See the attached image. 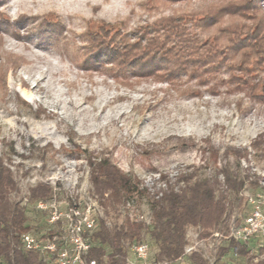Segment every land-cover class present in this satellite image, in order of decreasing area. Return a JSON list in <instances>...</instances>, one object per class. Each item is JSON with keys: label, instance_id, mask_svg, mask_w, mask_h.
Listing matches in <instances>:
<instances>
[{"label": "rangeland", "instance_id": "rangeland-1", "mask_svg": "<svg viewBox=\"0 0 264 264\" xmlns=\"http://www.w3.org/2000/svg\"><path fill=\"white\" fill-rule=\"evenodd\" d=\"M227 1L0 0V159L17 183L12 200L25 205L30 188L44 183L52 187L47 202L58 213L94 204L98 219L110 226L125 216L150 222L146 198L117 207L101 204L91 179L96 162L107 158L152 189L160 186L161 175L173 179L178 172H195L197 179L205 178L227 165L250 176L238 195L228 196L229 228L241 221L251 209L249 196L264 195L251 183L264 188V70L252 73L260 84L250 91L234 87L226 66L172 75L169 60L141 52L128 58L108 47L112 36L116 45L125 34L144 42L148 24L173 15L187 19ZM252 11L255 21L233 14L221 27L260 21L264 30V0ZM96 46L109 49L94 55ZM50 208L44 210V224L43 214L31 213L36 227L29 232H47ZM187 233L189 243L205 238L200 227L190 226ZM208 237L199 253L215 264L225 240ZM148 243L150 263L155 247ZM128 252L127 264H141L133 245ZM253 254L264 257V250ZM221 260L246 262L232 251ZM188 262L185 257L178 264Z\"/></svg>", "mask_w": 264, "mask_h": 264}, {"label": "trees", "instance_id": "trees-1", "mask_svg": "<svg viewBox=\"0 0 264 264\" xmlns=\"http://www.w3.org/2000/svg\"><path fill=\"white\" fill-rule=\"evenodd\" d=\"M257 1L228 0L219 6H211L206 12L190 13L187 19L176 15L161 18L148 24L144 42L141 36L133 41L125 34L120 35L122 38L118 40V45L112 36L111 46L108 47L114 46L128 58L141 52L151 59L169 60L168 70L172 75L181 72L197 75L194 69L201 67L206 72H217L226 66L234 87L256 91L260 83L252 81V73L264 70V30L261 22L229 29L221 27V24L224 18L233 14L239 20L251 16L248 22L255 21L257 16L252 9ZM99 35L101 39H108L105 31ZM101 47L102 50H99L100 46L95 47L94 55L98 51H107L108 47ZM232 149L233 154L242 156L240 149ZM225 154L229 155V150ZM195 176V172H178L173 179L161 175L160 186L152 189L111 160L101 158L93 166L91 175L101 204L106 208L117 207L134 197L146 198L151 219L146 222L125 216L120 224L111 226L106 220L98 219L97 228L88 233L91 242L89 258L96 259V264H127L128 246L146 240L144 234H147L148 241L155 247L153 261L178 264L185 258L190 226L200 227L202 237H208L216 230L227 233L230 215L228 196L230 193L238 195L250 176L227 165L218 168L210 177L197 179ZM251 183L264 190L258 181L252 180ZM16 188L11 168L0 159V264H48L42 253L23 249L20 236L36 227L31 213L43 214L40 219L42 224L47 220L44 210L38 208L37 203L52 195V187L39 183L30 188L25 205L10 197ZM32 202L34 204L30 208L29 203ZM54 227L50 224L45 233L55 234L59 229ZM230 251L246 258L245 264H264V257L251 255L249 245L233 238L221 244L215 264H227L221 259ZM186 258L190 264H210L199 252H193Z\"/></svg>", "mask_w": 264, "mask_h": 264}, {"label": "built area", "instance_id": "built-area-1", "mask_svg": "<svg viewBox=\"0 0 264 264\" xmlns=\"http://www.w3.org/2000/svg\"><path fill=\"white\" fill-rule=\"evenodd\" d=\"M248 201L251 209L241 221L233 223L227 233L214 231L210 237H220L221 241L233 238L249 245L252 251L264 250V195L249 196ZM37 207L42 210L53 208V210L50 208L51 216L48 221L55 226L62 223V226L53 235L22 233L20 240L23 249L42 253L48 264H96V259L89 258L91 242L88 237L89 231L96 229L99 223L94 204L83 207L70 206L69 211L65 213H58L54 205H49L47 200L39 201ZM208 238L188 242L184 249V257L193 252H200L199 248L209 240ZM133 249L141 264H168L164 261L148 263L150 244L146 240L135 243Z\"/></svg>", "mask_w": 264, "mask_h": 264}, {"label": "bare ground", "instance_id": "bare-ground-1", "mask_svg": "<svg viewBox=\"0 0 264 264\" xmlns=\"http://www.w3.org/2000/svg\"><path fill=\"white\" fill-rule=\"evenodd\" d=\"M24 96L27 98H30L31 94L30 91L28 89L23 90Z\"/></svg>", "mask_w": 264, "mask_h": 264}, {"label": "crops", "instance_id": "crops-1", "mask_svg": "<svg viewBox=\"0 0 264 264\" xmlns=\"http://www.w3.org/2000/svg\"><path fill=\"white\" fill-rule=\"evenodd\" d=\"M181 262H182V260H181ZM188 264H190V263L188 262Z\"/></svg>", "mask_w": 264, "mask_h": 264}]
</instances>
